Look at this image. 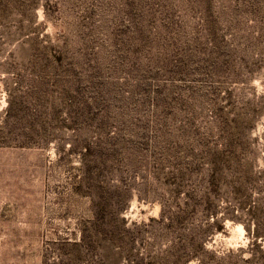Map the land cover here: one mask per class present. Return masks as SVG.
<instances>
[{
	"label": "rangeland",
	"instance_id": "obj_1",
	"mask_svg": "<svg viewBox=\"0 0 264 264\" xmlns=\"http://www.w3.org/2000/svg\"><path fill=\"white\" fill-rule=\"evenodd\" d=\"M260 193L264 0H0V264H98L105 203L141 250L247 248Z\"/></svg>",
	"mask_w": 264,
	"mask_h": 264
},
{
	"label": "trees",
	"instance_id": "obj_2",
	"mask_svg": "<svg viewBox=\"0 0 264 264\" xmlns=\"http://www.w3.org/2000/svg\"><path fill=\"white\" fill-rule=\"evenodd\" d=\"M221 188L223 185H206L193 203V209L206 217L213 218V221H218V209L214 196ZM241 192V188H238L236 196ZM244 197L243 200L236 201L228 207L227 213H224L220 219L229 218L242 223L246 234L252 236V240L247 248L230 250L221 255L206 249L202 243L194 248L188 246V243L175 242L156 252L136 248L129 240L138 234L136 229L139 226L135 222L128 225L123 218L117 219L115 212L117 214L119 209L115 211L111 203L104 205V209L108 212L107 216L87 221L85 228L93 230L96 236H102L101 241L98 238L95 240L97 246L102 248L98 264H188L192 258H199L201 264H250L256 259L259 264H264V193H260L253 201L245 195ZM165 214L163 207L159 218L151 219L150 222H164ZM175 218L180 219V216H175ZM106 242L108 247H105ZM84 244H86V238L81 235L79 245ZM200 251L205 258L202 257ZM246 252L247 255H245ZM80 256L84 258L86 254L83 253Z\"/></svg>",
	"mask_w": 264,
	"mask_h": 264
}]
</instances>
